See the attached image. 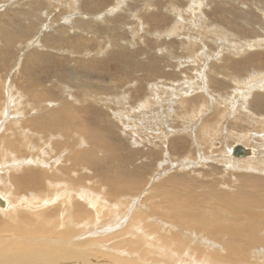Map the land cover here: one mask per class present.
I'll return each instance as SVG.
<instances>
[{
  "label": "rangeland",
  "instance_id": "374dc122",
  "mask_svg": "<svg viewBox=\"0 0 264 264\" xmlns=\"http://www.w3.org/2000/svg\"><path fill=\"white\" fill-rule=\"evenodd\" d=\"M198 2H201L200 6H198ZM194 3L197 4L195 8H198L196 14L190 10ZM200 11L202 14L199 16L197 13ZM127 13L129 14L127 15ZM68 18L72 19V22L67 23ZM222 28L235 33L240 38V43L245 42L247 50L245 49L244 54L249 58L248 62L251 65L258 64L261 58L264 60V0H0V193L11 204V211H17L18 214L26 213L31 209L27 208L30 205H26L25 201L30 204L35 202V209L40 213L42 212V218L45 219L47 213L49 217L46 216V221L50 223L57 221L59 224L60 219L64 218L63 215V217L59 216L65 211V208H61L59 202L69 195L68 205L64 207L70 206L69 211H71L72 217L75 218L73 219L81 224L72 231H75L73 235L77 234L79 229L81 232H88L90 229L97 228L95 226H98V228L105 227L112 219L111 216L113 218L119 216L118 212L120 210L128 216V228L139 225L135 230L132 229V234L125 236L124 246L120 243L128 250L120 251L111 242V239L104 240L106 238H103L102 235L98 239L91 237L93 238L92 241L95 240L94 243L98 245L100 253L112 251L118 256L127 257L130 255L131 258L144 255L140 259L145 264H164V261L168 264H218L211 261V259H205L204 256L198 258V261L195 262L190 257L189 251L188 254L184 253V251H187L184 249L185 246L174 244L177 241L173 240L175 237L173 238L170 233L164 234L168 236L170 234L168 238L171 239L172 244L166 245L163 252H158V247L162 245V240H157L158 237L150 240L151 243L148 242V246L140 247L145 248V250L140 249V252H137L134 247H138V242L145 237L144 230L147 227L144 223L141 225L137 222L134 223L135 220L132 221L131 217L136 214L139 216L141 212L142 216L146 212L148 213L147 207L154 205V201H150L158 198V195H155L154 198L151 197L153 192H164L160 201L163 204L164 200L170 197L166 193L167 189L181 191V197L186 198L188 196L190 198V196H193L197 201V199H202L207 187L221 186L220 175H213L214 178L212 177V179L206 178L209 172L208 167L195 166V172L193 173L190 172L192 169L187 168L188 171L184 172L190 173L194 180L189 175H182L181 177V173L174 174V177L171 176L176 172V167L174 168L172 163L178 162L179 166V163L188 156L195 157L194 159L198 160L196 156H198L199 151L196 150L194 145L196 140L190 138L189 133L179 132L178 134V132H174V134H171V131L167 129L170 134L166 135L164 140L170 149L169 154L172 158L170 163H163L166 150L153 145V141L150 139H156L161 124L163 127L166 123L168 124L166 126L170 125V128L173 129L182 128L183 126L180 120L181 111H174L175 103L169 105L170 109L174 111L171 117L170 112L172 111L166 107L170 98L175 95L172 93L181 94L185 89L188 102L189 100L193 101L196 94L203 97L201 93L203 90H198L195 83H193V86L190 85V88L188 87L189 84L185 83L187 79L184 75H189V82V77L193 74L191 70L197 68L196 73H199L200 62L201 64L209 62L208 60L204 61L206 55L211 58L210 56L218 54L219 51L214 41H220V39L210 34L211 32L217 33ZM236 36L229 40L230 43L234 40L238 41ZM258 41H260L259 44ZM185 45L187 47L190 45L189 47L194 50H186ZM166 50L175 56L184 57V66H181L177 61L176 63L171 61V57ZM245 55L243 56V52L236 55L228 54L229 59L228 57L222 58L224 62L229 61L228 65L224 62L219 64L212 62L211 66L217 65L211 69L213 72L220 69L218 65H223L227 69L222 70V75H214L217 84H212L213 88L218 89L216 93H219L220 101H225L223 99L225 93H232L233 91L234 85L227 78L228 72L231 71L228 70L230 65H233L231 72L237 69L243 70V64L237 66V63H239V56L244 58ZM189 56L192 58L190 59ZM188 57L189 61L186 60ZM192 61H196V63ZM244 61H247V59ZM259 65L252 68L263 72L264 65ZM248 66L249 64L245 65V67ZM192 67L193 69H191ZM207 71L209 72V70ZM163 72L169 73V77H165V79L157 77L159 73ZM191 79L194 80L193 77ZM89 90L91 91L89 92ZM189 90L191 94H189ZM208 90L209 93L212 91L210 87ZM84 92H86L87 102L85 98L83 99ZM96 92L100 93L97 94ZM211 94L215 97L213 93ZM102 95L103 99H101ZM110 95H119L120 101H122L121 96L125 97V101H122L121 104L110 102ZM189 96H191L190 99ZM84 101L85 103H83ZM143 101L144 103H142ZM96 102L97 104H95ZM82 104H84V107ZM161 104H164L165 107H160ZM186 108L188 110V107ZM193 115L194 118L190 124L196 132V128L199 127L198 119L196 114ZM16 116L20 117L16 118ZM10 120L14 122L12 123ZM5 122L7 123L5 124ZM12 125L14 127H11ZM67 131L70 133L68 134ZM85 131L87 132L85 133ZM150 132L154 135L149 134ZM34 133L36 134L34 135ZM76 137H79V139H76ZM71 138L73 139L71 140ZM47 139L48 141H46ZM160 142L162 141L160 140ZM173 142L174 148L178 152H172L170 144ZM218 143L215 142V148L220 146ZM118 144H122L121 148ZM69 151L72 155L69 154ZM175 155L178 159L174 157ZM78 157H80L79 160ZM80 163L82 164L81 167H79ZM158 164H162L163 167L166 166L159 168ZM29 167L31 168L29 169ZM139 172H143V174ZM159 172L160 175H158ZM155 174L158 175L156 179ZM45 175L47 176L45 177ZM198 178L199 182L197 181ZM195 181L197 182L195 183ZM199 184H202V187ZM134 185L135 188H133ZM124 190L126 191L124 192ZM129 191L131 192L129 193ZM53 193L57 195L51 197ZM79 193L81 195L78 197ZM121 193H124L123 195L127 197ZM53 196H56L58 200L56 201ZM45 199L52 200V202L47 204ZM155 201H158V199ZM155 203L158 205L159 202ZM38 205L39 207H37ZM54 205L55 207H53ZM1 215L0 213V221L2 220ZM157 215H155L157 218L161 216L159 213ZM32 220L35 221L31 215L25 222L28 225ZM59 225L62 226L61 223ZM88 227L90 228L88 229ZM57 232L58 228L56 232H52V235L58 237L59 232ZM164 234L163 236H166ZM136 236L140 240H137ZM89 238L86 237L85 241ZM79 240L82 239L79 238ZM147 241L149 240L146 236ZM196 248L195 250H197ZM142 252H148L149 254ZM218 255L220 254L218 253ZM102 257L104 258L103 255ZM105 258L108 259V257ZM170 260H172L171 263ZM263 262L262 260L257 263L263 264Z\"/></svg>",
  "mask_w": 264,
  "mask_h": 264
},
{
  "label": "bare ground",
  "instance_id": "6f19581e",
  "mask_svg": "<svg viewBox=\"0 0 264 264\" xmlns=\"http://www.w3.org/2000/svg\"><path fill=\"white\" fill-rule=\"evenodd\" d=\"M198 1H200V0H198ZM196 5L197 4L194 3V5H192V7H191L192 9H190L191 12L194 11L195 14H196L197 9H198V8L197 9L195 8ZM200 5H201V2L198 4V6H200ZM35 6H37V5H35ZM123 7H125V6H123ZM110 12H111V10H110ZM145 13H146V11H145ZM148 13L150 14V12H148ZM128 14L129 13H127V15ZM197 14H199V16H200L202 14V12L200 11ZM199 16H198V18H199ZM137 18H138V16H137ZM40 19H41V17H40ZM124 19H125V17H124ZM66 21H67V23H70V22H72V19L68 18ZM101 22H99V23H101ZM73 25H74V23H73ZM198 27H200V26H198ZM213 27H215V26H213ZM117 30H118V28H117ZM133 32H135V31L133 30ZM207 32H209V31H207ZM4 34H6V33H4ZM210 35H215L216 38L218 37L220 39V41H216V40L214 41V43L216 44V48L219 51L218 54H216L214 56H210L211 58L208 57L209 55H206V57L204 58V61L208 60L209 62L202 63V64L200 62L199 67H198L199 68V70H198L199 73H196V69H197L196 67H195L196 69H193V67H194V64H193V67L191 68V69H193V70H191V73H193V74L191 75V77H193L194 80H192L191 77H189V82H188V76L189 75H184L185 78L187 79V81L185 83L189 84L188 87L190 88V85L193 86V83H195L198 90H200V91L203 90V91H201L203 97H200L198 94H196V96L193 98V101L189 100V102H188L186 100L187 99L186 98V94H187L186 92L187 91L185 92V89H183L181 94H179L177 92L172 93V94H175V95L173 97L171 95L172 98H170L168 103L166 102L167 103L166 107H168V109H170L169 105L175 103V108L176 109L174 108V111H177V110H178V112L181 111L180 112L181 113L180 114V120L182 121L181 123L183 124V126H182V128L181 127L180 128H175L174 127L175 129H173V128H170V125L166 126V125H168L166 123L163 125V127H162V124H161L160 127H159L160 128L159 132L157 130L158 133H157V136L155 137L156 139L152 138L150 140L153 141L152 142L153 145L157 146L159 149H165L166 150L165 151L166 155L164 154L165 157H164L163 163H165V162L166 163L167 162L170 163L172 158H171V156L169 154L170 153V149L165 144V140L164 139H165L166 135L170 134V131H171V134L172 133L174 134V132H176V133L178 132V134H179V132H181V133L182 132L189 133V137L190 138L192 137L194 140H196V143L194 142V145L196 146V150L199 151L198 156H196V158L198 160H195L194 159L195 157L191 158L190 156H188L187 158H184L179 163V166H178V162L177 163H172L173 167L174 168L176 167V172L171 174V176L174 177L173 176L174 174L181 173V177H182V175H184V176L189 175L191 177V179L194 180V177L191 176L190 173L184 172V171H188L187 168L192 169V171H190V172L193 173V172H195V170H194L195 166H199L200 168H203V167L207 168L208 167L209 168V172H208V175H207L206 178L207 179H212L213 175H220V178L219 177L218 178L220 179L219 181H220L221 186L220 187H215V188H214V186L207 187V190H205L206 192L203 194L202 199L201 200L197 199V201H196L195 197H193V196H190V198H188V196L186 198H183V197H181L182 196L181 195L182 194L181 191H176V190H173V189L170 190V189H167L165 187L167 189L166 193L170 197H168L169 199H167V200L163 199L165 201L163 203L164 205L162 203H160L161 198L163 197L161 195H164V192H162V191L158 192L157 190H156L157 193L153 192V195L151 197L154 198V197H156L155 195H158V198H155V200L158 199V201H155V200H151L150 201V202L154 201V203H153L154 205L152 207L151 206L147 207L148 213L147 212L145 214L143 213L144 215L142 216L141 215L142 212H141L139 216H138V214H136L133 217H131L132 221L135 220L134 223L137 222L140 225L142 223H144L146 225V227H147L144 230L145 231V237L143 239L140 240L136 236L137 240H140V241L137 244L138 247H134V249L137 250V252H140V249L145 250V248H140V247L148 246L149 245L148 242L151 243L150 240H154L155 238L158 237L157 240H162L161 241V243H162L161 247H158V252L161 253V252H163V248L166 245L172 244L171 239L168 238L170 236V234H172L171 236H173V238L175 237L173 240L177 241V242H174V244L175 245H183V246H185L184 249L187 250V251L186 252L184 251V253H187L189 251V254H191L190 257H192L195 262L198 261L197 260L198 258H203V256H204L205 259H211V261H215V263H218V264H223V263L224 264H258L257 262L262 261V260L264 261V71L263 72H259V70L253 69V68L255 66H260L259 64L264 65V60H262V58H261V60L259 59L260 61L258 62V64H256V65L252 64L251 65L250 62H248L249 58H247L246 55L244 54L245 49L247 50V48L245 47V44H244L245 42L244 43H240L241 40H240L239 37L236 36L235 33H232L230 31H227L226 29L222 28V30L220 29L217 33L211 32ZM234 36L237 37L238 41L234 40L233 42L230 43L229 40L233 39ZM0 39H1V37H0ZM259 42L260 41H258V44H259ZM86 43H85V45H86ZM253 43H255V41H253ZM262 43H260V44H262ZM81 45H82V43H81ZM6 46H8V45H6ZM84 46H82V47H84ZM185 46L187 47V45H185ZM189 46L186 48V50H190V49L192 50L193 49L192 47H189ZM74 47H75V43H74ZM247 47H249V46H247ZM258 48H259V46H258ZM252 49H254V48H252ZM263 49H264V47H263ZM83 51H85V50L83 49ZM242 52H243V56L245 55V57L242 58L243 56H239V59H238L239 63H237L238 64L237 66L243 64L242 67L244 69L243 68H242L243 70H240V69L236 70L235 69L236 71L231 72L232 68H233L232 67L233 65H230L228 70H231V71L228 72L227 78H229L228 81H231L232 85H234V87H233L232 93H227V94L225 93L224 94V98H223V99H225V101H224L225 103H224L222 99H221L222 101H220L219 96H218L219 93H216L218 91V89L213 88L212 84H217V81H215L214 75H222V72H223L222 70L226 69V68L223 65H218V68L220 67V69L217 72H213L211 69L214 68L217 65L211 66V64H212V62L218 63V64L220 62H224L222 60V58L223 57H228L227 56L228 54L236 55V54H241ZM167 53H168V55H170V57H171L170 60L171 61H175V63L177 61L181 66L182 65L184 66V61H183L184 57L175 56L174 54H172V53H170L168 51H167ZM71 54H73V53H71ZM193 56H194V54H193ZM189 57H190V59L192 58L191 56H189ZM189 57L186 59L187 61L190 60ZM229 57H228V59H229ZM72 59H73V57H72ZM245 59H247V61H244ZM192 62L196 63V61H192ZM224 63H226L228 65L229 61L224 62ZM246 64H249V66L245 67ZM91 67H92V65H91ZM136 68H138V67H136ZM131 69H132V66H131ZM207 70H209V72ZM168 74L169 73H165V72H163L161 74L159 73L157 77L165 79V77H169ZM149 77H150V75H149ZM225 81H227V80H225ZM164 82H166V81L164 80ZM99 86H100V84H99ZM163 86H166V85H163ZM120 87H121V85H120ZM209 87L212 90L210 93H209V90H208ZM225 89H227V88H225ZM82 90H83V88H82ZM82 90H81V92H82ZM117 90H119V89H117ZM90 91L91 90H89V92ZM97 92H98V90H97ZM203 92L205 93V95H204ZM85 93L86 92H84L83 99L85 98V95H86ZM92 93H94V92H92ZM99 93H97V94H99ZM103 93H106V92H103ZM113 93H111V94H113ZM193 93H194V91H193ZM211 93H213L215 95V97H213V95ZM189 94H191V91L189 92ZM93 95L94 94H92V96ZM225 95H227V96H225ZM118 96L119 95H117V96L110 95V98H109L110 102H116L117 104L118 103L121 104L122 101H125V97L121 96L122 101H120V97H118ZM191 96H189L188 98L190 99ZM217 96H218V98H217ZM94 98H96V97H94ZM88 99H91V98H88ZM101 99H103V95H102ZM61 100H63V99H61ZM86 102H87V99H86ZM83 103H85V101ZM142 103H144V101ZM95 104H97V102ZM130 104H131V102H130ZM83 105L84 104H82V106ZM87 106H88V104H87ZM161 106L165 107L164 104H161L160 107ZM117 107H119V106H117ZM138 107H140V106H138ZM186 107H188V110H187ZM208 107L209 108L211 107L212 109L210 110ZM64 108H65V106H64ZM142 108H143V106H142ZM53 111H54V109H53ZM53 111H51V112L53 113ZM66 111H67V109H66ZM170 111H172V112H170ZM170 111L169 112H170V117H171V115L174 113V111L171 110V109H170ZM40 113H42V112H40ZM15 114H17V113H15ZM47 114H48V112H47ZM65 114H63V115H65ZM87 114H88V111H87ZM193 114L194 115L196 114V117L198 119L199 127L196 128V130H197L196 132H194V127L190 124L191 121L194 118V117H192ZM17 117H20V116H16V118ZM38 117H41V116H38ZM120 117H121V115H120ZM164 118H166V117H164ZM7 122H5V124ZM15 123H14V125H16ZM27 123H29V122H27ZM44 123H46V122L44 121ZM18 124L20 125V123H18ZM71 124H73V123H71ZM11 127H14V126L12 125ZM25 129H27V128H25ZM167 129L170 130V131H168ZM58 130H60V129H58ZM82 130H83V128H82ZM86 132L87 131H85V133ZM23 133H24V131H23ZM64 133H62V134L65 135ZM69 133L70 132H68V134ZM35 134L36 133H34V135ZM149 134L154 135L151 132ZM75 136H77V135H75ZM92 137H93V135H92ZM72 139L73 138H71V140ZM76 139H79V137H76ZM81 139H82V137H81ZM93 140L95 141V139H93ZM160 140L163 143L160 142ZM46 141H48V139ZM83 141H85V140H83ZM104 142H105V140H104ZM215 142H219L218 145L220 144V146L218 148L217 147L215 148V146H214ZM91 143H92V141H91ZM178 143H179V140H178ZM68 144H70V143H68ZM13 145H14V143H13ZM72 145H74V144H72ZM118 146H120V148H121L122 144L121 145L118 144ZM25 147H27V146H25ZM71 147L73 148V146H71ZM170 148H171L172 152H174V151L178 152V150H176L174 148V142L170 144ZM181 148H183V147H181ZM106 149H108V148H106ZM193 149H195V148H193ZM96 150H97V148H96ZM71 151H69V154L72 155V153H74V152L72 151V153H71ZM106 153H108V152H106ZM74 154H76V153H74ZM109 155H111V154H109ZM76 156H77V154H76ZM85 156H87V155H85ZM98 156H100V155H98ZM118 156H119V154H118ZM174 157H176L178 159L177 155H175ZM72 158H73V156H72ZM79 159H80V157H78V160ZM150 160H151V158H150ZM14 161H13V163H14ZM23 161H24V159H23ZM70 161H72V160H70ZM80 162H81V160H80ZM209 163H211V164H209ZM80 165L82 166L81 163L79 164V167H81ZM87 165H88V163H87ZM92 165H93V163H92ZM92 165H91V167L93 168ZM24 166H26V165H24ZM158 167L162 168L163 165L161 164ZM30 168L31 167H29V169ZM183 168H184V170H183ZM196 169H197V167H196ZM95 171H93V172H95ZM178 171H181V172H178ZM32 172H33V170H32ZM140 174H143V172L140 173ZM161 174H163V173H161ZM210 174H211V176H210ZM158 175H160V172H159ZM158 175H156V174L154 175L155 179H156V177ZM46 176L47 175H45V177ZM199 176H200V174H199ZM177 177L179 178L178 175H177ZM199 178L197 180L198 182H199ZM197 181H195V183ZM76 182H78V181H76ZM170 182H171V180H170ZM189 182L191 183V181H189ZM210 184H211V182H210ZM158 186L160 187V185H158ZM207 186H208V184H207ZM141 187H142V185H141ZM201 187H199V188H201ZM133 188H135V185H134ZM115 190H117V189H115ZM161 190H162V188H161ZM189 190H190V188H189ZM125 191L126 190H124V192ZM130 192L131 191H129V193ZM133 193H135V192H133ZM55 194L54 193L51 194V197H52V195H55ZM167 194H165V195H167ZM188 194H189V192H188ZM193 194H194V192H193ZM80 195H81V193H79L78 197ZM37 196H39V195H37ZM123 196H126V195H123ZM159 196H161V197H159ZM68 198H69V195H68V197L66 199H62V200L59 199L61 201L59 202L60 204L59 203L58 204L61 206V208L62 207L65 208V211L62 212V214L59 216V217H61L62 215L64 216V218L60 219V222H59V224L60 223L62 224V226H61V225L58 224V222L56 220H55L56 222L52 221V223L46 221L45 219L47 217H49V214L47 216V213H46L47 217L45 216V219L42 218L41 217V213L42 212L40 213V212H38L35 209V205H36L35 202L30 204V203H27L28 201H25L26 205H30L27 208L31 209V210H29L26 213H19L18 214L17 211H16L17 213L14 212V211H11V204H9L7 198L3 194L0 193V213L2 214L1 215L2 220L0 221V264H145L140 259V258H143L144 255H142L141 257H137V258H131L130 255H128L127 257L126 256L125 257L118 256L116 253L115 254L112 253V251H110L108 253H106L107 251H105L104 253H100L98 245L96 243H94L95 240L92 241L93 238H91V237H95V238L98 239V237H100V235H102L103 238H106L104 240L111 239V242L115 245V247L117 249H120V251L128 250V249L123 247L124 246V242H126L125 241L126 237L129 236L130 234H132L133 230H135V228H137L139 225L136 223V225H138L137 227L135 225H133L131 228H128L127 227L128 226V223H127L128 216L125 213H123L122 210H120L119 212L117 211L119 213V216H117L115 218H113L111 216L112 219L110 220L109 223L106 224L105 227L98 228V226H95L97 228H93L92 230L90 229V230H88V232H81L80 229L78 228L79 229L78 233L73 235L75 231L74 232H72V231L75 230L76 227H79L80 223L76 222V220H74L75 218L72 217V213H70L71 211H69V207L70 206L67 207V208L64 207V206L68 205L67 204ZM133 198H132V200H133ZM54 199H56V201L58 200L56 198V196L54 197ZM42 201L43 200H41V202ZM46 201H45V203H47V204L52 202V200L49 201V199L46 200ZM155 202H159L158 203L159 206ZM42 203H41V205L43 206L44 203L43 204ZM55 205L53 207H55ZM37 207H39V205ZM47 210H45V211H47ZM75 210L78 211V209H75ZM57 211H59V210H57ZM135 213H137V212H135ZM158 213L161 216L157 218L155 215H157ZM99 214H100V212H99ZM31 215L33 216L35 221L32 220V222L27 225L25 221H27ZM137 216L140 217V219H138ZM52 218L54 219V217H52ZM84 220H85V218H84ZM57 228H58L59 234H57L58 237H55L54 235H52V232L53 231L56 232ZM89 228L90 227H88V229ZM152 229H154L155 231H153ZM83 231H84V229H83ZM164 233H166V234L170 233V234L168 236V235H166ZM163 234L166 235L167 237L163 236ZM146 236H147V239L149 240L147 242H146ZM72 237H75V238L73 239ZM86 237H90V238L85 241ZM79 238H81L83 240L82 243H81L82 240L80 241ZM182 239H184V240L182 241ZM120 243H122L123 246L120 245ZM195 247H197L196 248L197 250H195ZM142 253L149 254L148 252H142ZM218 253L220 255H218ZM151 254H153V253H151ZM100 255L101 256L103 255L104 258L103 257L101 258ZM205 256H207V257H205ZM97 257H99V258H97ZM105 257H108V259L105 258ZM171 261L172 260H170V263H171ZM164 264H168V262L164 261ZM263 264H264V262H263Z\"/></svg>",
  "mask_w": 264,
  "mask_h": 264
}]
</instances>
